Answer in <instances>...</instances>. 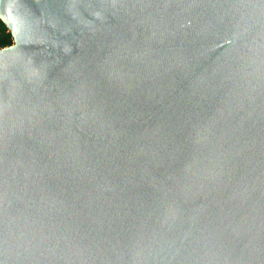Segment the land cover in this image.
Returning a JSON list of instances; mask_svg holds the SVG:
<instances>
[{
    "label": "water",
    "instance_id": "water-1",
    "mask_svg": "<svg viewBox=\"0 0 264 264\" xmlns=\"http://www.w3.org/2000/svg\"><path fill=\"white\" fill-rule=\"evenodd\" d=\"M0 22V264H264V0Z\"/></svg>",
    "mask_w": 264,
    "mask_h": 264
},
{
    "label": "trees",
    "instance_id": "trees-1",
    "mask_svg": "<svg viewBox=\"0 0 264 264\" xmlns=\"http://www.w3.org/2000/svg\"><path fill=\"white\" fill-rule=\"evenodd\" d=\"M11 36L8 32H6L5 26L0 22V46H7L11 44Z\"/></svg>",
    "mask_w": 264,
    "mask_h": 264
}]
</instances>
